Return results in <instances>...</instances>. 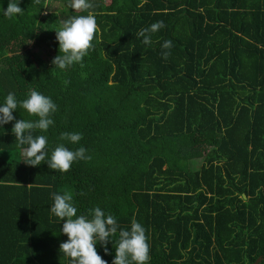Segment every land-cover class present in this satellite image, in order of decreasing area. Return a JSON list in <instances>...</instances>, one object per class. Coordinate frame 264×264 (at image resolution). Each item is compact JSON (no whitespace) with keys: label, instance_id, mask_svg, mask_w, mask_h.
Segmentation results:
<instances>
[{"label":"trees","instance_id":"16d2710c","mask_svg":"<svg viewBox=\"0 0 264 264\" xmlns=\"http://www.w3.org/2000/svg\"><path fill=\"white\" fill-rule=\"evenodd\" d=\"M8 2L0 106L9 93L51 98L54 123L33 132L47 137L46 159L59 144L91 159L65 173L26 165L12 128L37 117L18 104L0 125V264H71L59 250L63 221L50 211L53 193L66 191L77 216L99 207L115 217L112 241L95 245L107 264L133 219L148 237L147 264H264V0H90L98 56L90 49L65 69L52 64L55 30L88 12L68 0H19L22 13L9 19ZM157 21L165 26L144 44L137 33ZM28 48L33 67L14 66ZM64 132L82 139L61 140Z\"/></svg>","mask_w":264,"mask_h":264},{"label":"clouds","instance_id":"9594fccd","mask_svg":"<svg viewBox=\"0 0 264 264\" xmlns=\"http://www.w3.org/2000/svg\"><path fill=\"white\" fill-rule=\"evenodd\" d=\"M18 2L19 0H9L7 9L2 10L3 15L11 19L22 13ZM35 2L39 3V0ZM67 6L77 13L88 12V14L71 16L63 20L61 27L55 30L59 54L52 60V64L60 69L80 63L92 49V41L99 31L96 18L89 11L93 8L90 0H68ZM164 26L163 21H157L150 27L141 29L137 36L143 37V43L149 45L152 43L151 34ZM172 46V41L166 40L162 48L170 49ZM169 55V51L162 52L164 59H167ZM65 83L67 84L68 81ZM18 104L30 117H37L31 121L16 120L12 128L17 147L27 145L21 153L23 156L21 161L26 165L38 166L42 162H47L49 169L65 173L71 169L73 162L91 159L86 155L87 150L84 147L70 150L64 144L57 145L51 152L50 158L46 159L47 137L44 135L34 137L33 132L49 129V126L54 123L50 117L57 111V105L51 98L36 90H29L27 98L19 102L14 94L9 93L3 106H0V125L15 119L12 113L17 109ZM60 139L77 144L82 139V134L64 132L60 134ZM53 201L50 211L59 221H63L60 231L67 236V241L59 245L60 252L70 258L71 264H107L98 255L95 245L99 242L101 246H104L112 241L111 237L116 235L118 229L115 217L105 216L99 207L89 210L90 219L85 215L77 216L73 194L70 191L62 195L53 193ZM115 244V258L112 264H147L149 261L148 237L144 227L135 219L131 221L130 230L121 229L119 231V239ZM105 253H108L106 247Z\"/></svg>","mask_w":264,"mask_h":264},{"label":"rangeland","instance_id":"374dc122","mask_svg":"<svg viewBox=\"0 0 264 264\" xmlns=\"http://www.w3.org/2000/svg\"><path fill=\"white\" fill-rule=\"evenodd\" d=\"M52 8H57L59 9L60 6L58 5H52ZM73 12H75L74 10H72ZM92 53L97 57V49L95 47V41H92ZM36 52L34 50H31L30 48H28L27 50H25L23 53L21 54H17L15 56L12 57V62L13 65L15 66L16 64H19L21 67H23L24 69H30L33 67V60L35 58V54ZM199 151V150H198ZM199 154H201V152L199 151ZM189 167L191 170H195L198 168L200 161L199 159H193L189 162Z\"/></svg>","mask_w":264,"mask_h":264},{"label":"water","instance_id":"95a60500","mask_svg":"<svg viewBox=\"0 0 264 264\" xmlns=\"http://www.w3.org/2000/svg\"><path fill=\"white\" fill-rule=\"evenodd\" d=\"M242 198H244V196H242Z\"/></svg>","mask_w":264,"mask_h":264}]
</instances>
